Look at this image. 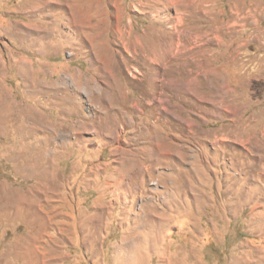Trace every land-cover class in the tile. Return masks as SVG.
Wrapping results in <instances>:
<instances>
[{"label": "rangeland", "instance_id": "obj_1", "mask_svg": "<svg viewBox=\"0 0 264 264\" xmlns=\"http://www.w3.org/2000/svg\"><path fill=\"white\" fill-rule=\"evenodd\" d=\"M0 264H264V0H0Z\"/></svg>", "mask_w": 264, "mask_h": 264}]
</instances>
